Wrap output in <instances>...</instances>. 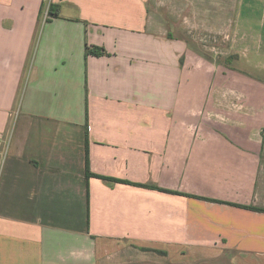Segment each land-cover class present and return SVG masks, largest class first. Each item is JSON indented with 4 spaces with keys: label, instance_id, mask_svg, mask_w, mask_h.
<instances>
[{
    "label": "crops",
    "instance_id": "crops-1",
    "mask_svg": "<svg viewBox=\"0 0 264 264\" xmlns=\"http://www.w3.org/2000/svg\"><path fill=\"white\" fill-rule=\"evenodd\" d=\"M254 3L0 0V264H264Z\"/></svg>",
    "mask_w": 264,
    "mask_h": 264
},
{
    "label": "rangeland",
    "instance_id": "rangeland-1",
    "mask_svg": "<svg viewBox=\"0 0 264 264\" xmlns=\"http://www.w3.org/2000/svg\"><path fill=\"white\" fill-rule=\"evenodd\" d=\"M264 2L263 0H255V3L252 5L251 8H249V27L253 30V31H257V36L259 37L258 41H259V46L258 48H260V51L262 53H264ZM243 11H245V8H243ZM251 15V16H250ZM255 39V38H254ZM201 43L205 46H207V48L209 47H216V46H221L224 47L229 41L226 40L225 43H222L221 40H218L216 38H213L209 35H204L203 38L201 39ZM227 46V45H226ZM216 51H206V53L204 54V56L206 58L209 59H216L219 56H224L221 55L219 53H215ZM247 73H249L250 75H255V71L251 70L249 71V69L247 70ZM256 75L262 79V81H264V72L262 71L261 73L257 72ZM197 78V77H195Z\"/></svg>",
    "mask_w": 264,
    "mask_h": 264
},
{
    "label": "trees",
    "instance_id": "trees-1",
    "mask_svg": "<svg viewBox=\"0 0 264 264\" xmlns=\"http://www.w3.org/2000/svg\"><path fill=\"white\" fill-rule=\"evenodd\" d=\"M47 14L50 17H56V16H58V14H59V7L57 5H50L48 7ZM86 54L100 55V54H102V52H99L98 50L95 51L94 49L86 48ZM253 210H256V209H253Z\"/></svg>",
    "mask_w": 264,
    "mask_h": 264
},
{
    "label": "built area",
    "instance_id": "built-area-1",
    "mask_svg": "<svg viewBox=\"0 0 264 264\" xmlns=\"http://www.w3.org/2000/svg\"><path fill=\"white\" fill-rule=\"evenodd\" d=\"M2 139H3V137H2V135L0 134V147H1ZM2 160H3V157H2V154H1V151H0V163H1Z\"/></svg>",
    "mask_w": 264,
    "mask_h": 264
}]
</instances>
